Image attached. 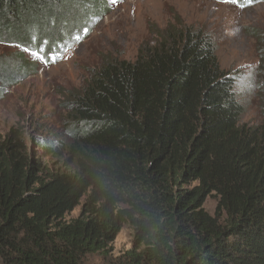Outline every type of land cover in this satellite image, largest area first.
<instances>
[{"label": "trees", "instance_id": "1", "mask_svg": "<svg viewBox=\"0 0 264 264\" xmlns=\"http://www.w3.org/2000/svg\"><path fill=\"white\" fill-rule=\"evenodd\" d=\"M112 5L0 0V45L72 50ZM234 80L200 30L168 29L133 61L93 68L58 129L0 134V264L107 259L124 227L131 248L106 264H264V127L241 123Z\"/></svg>", "mask_w": 264, "mask_h": 264}, {"label": "rangeland", "instance_id": "2", "mask_svg": "<svg viewBox=\"0 0 264 264\" xmlns=\"http://www.w3.org/2000/svg\"><path fill=\"white\" fill-rule=\"evenodd\" d=\"M184 28L206 35L221 70L234 77L233 91L243 108L241 123L264 127V2L238 7L216 0H119L89 37L57 64L46 66L32 54L0 45V134L19 126L28 140L38 129H58L67 113L68 92L83 86L93 68L104 60L133 61L165 30ZM19 59L29 70L18 76ZM216 202L213 196L205 201L210 215ZM80 209L81 204L65 220L76 218ZM131 241L132 230L124 227L107 259L90 256L83 263L106 264L129 250Z\"/></svg>", "mask_w": 264, "mask_h": 264}, {"label": "snow or ice", "instance_id": "3", "mask_svg": "<svg viewBox=\"0 0 264 264\" xmlns=\"http://www.w3.org/2000/svg\"><path fill=\"white\" fill-rule=\"evenodd\" d=\"M118 2V0H109V3L115 5ZM231 2H238V0H231ZM252 0H249V3H251ZM88 29H85L83 31V35H87ZM73 39L75 42H79L81 39V36L79 33H77ZM64 50H70L68 49V44L64 45V49L61 48H56L54 51L53 50H48L49 54L44 55L41 53H31L33 54L37 59H40L42 63H44L46 66L48 63H56L60 59L65 58L63 55Z\"/></svg>", "mask_w": 264, "mask_h": 264}]
</instances>
